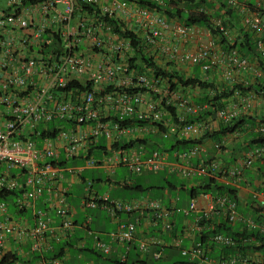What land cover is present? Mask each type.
<instances>
[{"label": "built area", "instance_id": "1", "mask_svg": "<svg viewBox=\"0 0 264 264\" xmlns=\"http://www.w3.org/2000/svg\"><path fill=\"white\" fill-rule=\"evenodd\" d=\"M229 2L235 6L239 3L238 0ZM239 9L245 13V27L264 35L263 2L254 9L246 5ZM199 11L206 10L201 6ZM111 19L135 31L140 44H147L143 47L145 53L157 59L163 68L173 66L184 74L193 75L194 67L200 66L206 81L211 80L208 73L213 69L228 82L239 81L242 73H248L264 86V65L259 61H252L237 47L220 46L210 31L200 25L171 19L163 12L133 0L0 2V194L17 191L16 208L31 209L34 217L32 224L21 219L11 212L9 202L0 197V264H35L22 257H29L36 251H48L53 247V240L59 241L73 232L72 210L67 204L66 189L61 184L66 180L67 169L54 164L53 160L59 159L62 149L67 158L78 154L100 135H105L111 144L115 139L134 133L138 128L122 124L116 119L118 113L162 120L167 134L195 139L196 143L188 151L175 152L173 162L169 161L166 152L158 150L145 158L143 150L132 147L117 150L101 162L110 169L123 164L141 172L168 166L170 171L184 175L216 173L238 186L244 168L264 153V147L257 146L240 163L227 169H222L217 160L204 162L196 168L189 166L194 157L204 152L199 140L218 129L220 124H231L239 120L243 112L253 110L256 94H245L236 89L229 104L223 108H217L206 119L187 121L189 116L204 111L208 104H198L189 95L171 90L162 75L131 69L129 59L134 53L133 39L119 35ZM215 25L225 37L231 38L229 28L221 19H217ZM257 48L264 60V40L259 36ZM168 62L174 63L169 65ZM82 85L87 87L81 89ZM135 88L138 91L131 93ZM158 94L160 96L153 99ZM164 114L169 117L164 119ZM65 118L71 120L74 127L61 129L55 136L44 135L43 144L39 146L33 137L39 125ZM243 127L246 129L248 125ZM261 129L264 130V126ZM241 134V129H237L232 136L240 137ZM226 143L224 139L216 142V146L222 150ZM87 161L90 165L97 163L94 158ZM13 170L19 171L14 174ZM68 170L75 172L74 168ZM206 197L209 200L206 209L188 229L192 235L207 231L210 220L216 215L224 216L229 222L244 221L251 228L257 226L252 219H245L238 213L237 201L227 194H208ZM83 205L86 208L103 207L112 215L150 209L166 230L173 226L170 216L174 211L159 200L111 199L94 192L91 182L86 187ZM50 210L61 217L58 224H53ZM261 229L264 231V224ZM135 230V222H123L113 236L125 243L132 240ZM10 238L16 241L13 249L8 245ZM210 240L222 246L238 244L234 236L221 232L213 233ZM155 242L164 245L162 240ZM24 245H29L30 251H26ZM175 245L181 246V241L176 239ZM95 247L105 253L111 251V245L98 238ZM141 247L146 249V243ZM182 253L199 264H264L262 253L212 257L203 239L193 242L189 248H182ZM125 257L123 255V259ZM156 257H161L160 251ZM51 261L64 264L60 258Z\"/></svg>", "mask_w": 264, "mask_h": 264}, {"label": "crops", "instance_id": "2", "mask_svg": "<svg viewBox=\"0 0 264 264\" xmlns=\"http://www.w3.org/2000/svg\"><path fill=\"white\" fill-rule=\"evenodd\" d=\"M221 1L222 0H211V4L213 7L215 6L217 10H222ZM244 2H246L250 8H253V6H257L262 3V0H245ZM236 15L237 16L235 20L240 21L242 19V15L238 13ZM229 17L231 16L228 15V18ZM231 18L234 19L233 17ZM238 26L240 25H236L235 28H237V30L234 31V37L236 39L238 38V36L243 34V32L241 33V30H238ZM206 28L210 27L207 26ZM246 30L247 29L245 28L244 31ZM248 32H251L253 37L255 36V32H253L252 30H249ZM214 78H220V74L218 77L215 76ZM239 79L240 82H243L246 85L254 83V78H252V76L248 73H242ZM216 81H219V79H217ZM252 92L256 94L255 100L253 102L254 108L251 111L248 110L243 112L241 116H243V118H248L247 116H253L257 119L256 123H259L261 122L262 117H264V90L260 89V92L250 90L246 91L245 94ZM225 101H227V104H229V99ZM249 121L250 120H246L244 122V126L245 124H247L248 128L245 129L244 127H242L241 129L244 137L240 140H233L232 142L228 140L227 146L222 150L217 148L215 143L217 141L215 139L211 137L205 139L203 141V146L205 148L204 152L199 158L194 159L195 163L200 164L202 162H205V159L207 158H216L215 160L220 161L221 163H225L228 168L234 166L237 162L240 163V161L246 156V153L248 152L247 150L252 147V145L243 146V143L246 141L247 135L251 131L258 130V125L250 124ZM63 125H66V128L70 127L69 123H63ZM223 137H225V135ZM39 141L40 142H38V144L42 145L43 141L41 139ZM109 145H111L110 142L105 139L102 140L100 146H93V148H91L92 155H94L98 159H101L106 154H112V150L109 149ZM118 146H120L119 148L132 147L133 149H136L138 151L143 150V157H146L151 153L149 145L147 143L145 144L142 141V137L138 136V133L122 137L121 140L118 141ZM62 152V158H64L65 150L62 149ZM82 153L83 152H79L78 157L70 159L75 163L73 164V166H79L83 164L85 159ZM174 153L175 152H168L169 159L172 161L175 159ZM82 166L84 167V170L80 173L77 172L76 174H71L69 172H66V180L61 182L62 186L66 189V200L67 204L72 210L71 215L74 220L75 227L73 229V232L69 234V239L65 238L61 242H54L55 249L53 248L49 251H44V256H46V258L52 257L56 254H61L60 256L64 257L65 264H83L91 262H97L100 264H118V262H122L123 254L127 253L128 264H150L149 260L152 256L154 257V252L159 249V246L148 245V248L146 250H143L141 248V240L143 239L147 244V242L149 243V238H151L152 236L163 237L166 241H171L175 236H180V238H182V246L189 247L191 243H193L195 239L193 238V235L191 233H186L185 227L191 224L190 221L197 215V213L206 208V205L208 203V199L206 197L200 195L196 197L195 200L197 209L191 212L189 215L184 214L183 212L176 213V215L173 217L175 220L173 232H164L161 229L160 225L154 226L151 217L152 214L149 211H146L143 214L141 222L137 227V232L134 240L128 243H124L118 241L113 236V232L118 229L121 221L125 222L132 220L134 216L125 212L117 215H112L107 209L103 207H84L83 200L86 194V187L88 185V182H93L92 187L94 192H96L97 194L108 195V197H110L111 199H129L145 196L142 193L135 195V192H137L135 188L137 186L145 187L151 184L157 185V183H160V177L156 176V178H151L148 177V175L146 177L144 173L148 172H144L137 176V178L131 179V177L127 175V172H125V169H127L132 174H134L135 172H132V170L128 166L123 164L117 165L113 169L107 168L106 166L102 165L95 167L88 165ZM90 171H92V173L96 175L95 178L90 179L88 177V173ZM118 171L119 174L121 171V175H123V177L116 179L114 177V174H118ZM104 172L107 174V176H105ZM13 173L15 174L17 173V171L13 170ZM142 174L144 176H142ZM203 180L200 176L190 179L188 180V183L186 185H183V187L177 193H175L174 191L163 190V199L168 205H172L175 204L176 198L179 197V200L177 201L178 206L188 207L191 201L195 198L191 195V192H189V188L192 186H198L203 182ZM238 185L242 203L245 202L248 205L250 202L249 199L253 198L251 204L249 205V214L251 216H254L256 210L255 194L256 192L264 191V156L261 158H257L251 167L244 168L243 178L240 180ZM78 186L84 187V192L81 196L76 192V188ZM115 186L121 187V189H117L114 194L113 192ZM127 190H130L131 194H128L129 192H127ZM182 190H186L190 194V198L183 203H181L182 195L180 193ZM15 200V194L9 195L7 198L11 212L20 216L21 219H26L30 224H32L34 222V217L32 214L33 211L31 209L19 210L18 207L16 208L15 206ZM39 204L43 205V202H39ZM50 214L52 216V219L54 220L53 224H58L61 221V217H59L55 213V211L50 210ZM98 237L111 245V253L102 254L100 250L95 247V242ZM8 245H11L10 249H13L16 245L15 239L10 238ZM24 247L26 251H30L29 245H24ZM97 251L100 253H98ZM178 254L184 256L179 248L167 246L164 249L163 257L160 260L166 262L170 261L169 264H176L178 260L175 259ZM184 257L186 258L185 260H189L187 256ZM22 258H28L30 259L29 261L31 263L34 262L35 264H54L50 260H46L45 263L42 262L44 260V257L39 251L31 253V256L29 257ZM138 260L140 262H138Z\"/></svg>", "mask_w": 264, "mask_h": 264}, {"label": "trees", "instance_id": "3", "mask_svg": "<svg viewBox=\"0 0 264 264\" xmlns=\"http://www.w3.org/2000/svg\"><path fill=\"white\" fill-rule=\"evenodd\" d=\"M162 3H157L155 0H137L138 4L142 6H146L150 9H157L166 16H168L171 19H175L182 22H187L191 24H199L202 26H209L211 27L212 32L214 35L218 36L221 39V45L228 49L232 45L230 44L229 40L225 38L220 30L215 27L213 20L216 18H220L223 16L221 11L214 9L212 10L213 6L211 4V0H162ZM206 3L208 9L210 11L207 12H201L198 10L199 4ZM227 14L234 19H231L232 22H230L231 28L233 31L237 30L236 25L238 26V30H241L242 35L238 36L237 39H235V42L233 43V46L237 47L240 52L246 54L251 59L258 58V52L257 48L255 47V41L254 37L252 36L251 32H248L249 30L244 31V27L238 23H235V18L237 11L235 9H230L227 11ZM111 21L115 22V30L118 32L119 35L125 36V37H131L133 39L134 43V53L129 59L130 68L135 70L138 73H150L154 76H160L164 77L168 84L171 87V90L175 91H181L184 95H189L191 99L198 103V104H208L207 108L203 111H201L200 114L197 116H189L187 118V121H196L200 119H206L209 115L213 114L214 111L217 108H223L226 104L229 98L233 97L234 91L236 89H240L243 92L246 91H258L260 92V89L264 87L262 86L261 82L254 81L252 84H244L240 81H224L220 80H203L201 77V70L200 66H196V69L194 70L193 75H187L183 72L175 69L173 66L170 67V69L163 68L161 66L160 62L155 58H153L150 54L147 55L144 51V48L147 47V44H140L141 40L138 38V35L135 31H133L130 28H127L125 24L119 23L117 20L111 19ZM234 21V22H233ZM226 23V21H225ZM123 27V28H122ZM144 47V48H143ZM174 62H168L169 65H172ZM216 70V69H215ZM219 71L212 72L214 74V77L219 76ZM176 79V80H175ZM133 90V89H132ZM134 92H137L138 89L135 88L133 90ZM156 95V97H159ZM165 102V100H163ZM171 109V113L174 114V109L169 106ZM168 118V114L166 115ZM248 118H243V116L240 117L239 120L225 125L224 123L220 124V127L216 130H213L210 133H207L203 138H201L199 141H204L206 138L211 137L215 139L217 142H221L223 136L228 132H234L237 129H242L244 126V122L246 120H250L249 123L253 125H258L259 123H256V118L253 116H247ZM263 118V117H262ZM117 120H119L124 125H154L151 119H143L139 118L136 115L126 116V115H117ZM264 121V119H262ZM59 122V121H58ZM58 122H51L48 125L40 124L39 127L36 130V134L33 135L34 139L40 142L39 140L44 135H55L56 132L59 131L61 124H58ZM159 132L155 134H166L167 128L163 126V124H160L159 126ZM40 132V134H38ZM245 133V132H244ZM153 132L148 134L145 139H143L144 143H149V140L152 139ZM176 139L174 142L168 144V145H161L157 144V147L150 148L151 151L159 150V151H166V152H174V150L177 151H183L189 149L192 145L196 143L195 139H185V138H179L174 136ZM117 142L115 143V145ZM253 144H260L264 145V131H251L246 138V141L243 143V146H251ZM184 145V149H183ZM17 172L19 170H16ZM13 173V171H12ZM159 172H151L148 173V176H152L151 178H156V174ZM154 174V175H153ZM170 173L166 172L163 174L160 183L151 184L149 186H142V187H136V191L142 194H148L151 195L154 198H160L163 197L162 191L163 190H169V191H179L183 185H186L185 182L177 183L175 180L171 179ZM203 182L200 183L198 186H192L189 188V192H191L192 196H197L202 193L210 192V191H216L219 190L224 193H228L232 195V198H236L239 201V207L241 205L240 200V194L239 189L235 187H231L229 184L220 183L214 176H203L201 177ZM163 182V183H162ZM218 192V191H217ZM15 193L12 192L10 194H0V197L7 200L9 195H14ZM255 201V200H254ZM255 214L254 216H251L256 222L257 227L254 229H249L246 226H244L243 223H239L237 226L232 225L231 223L225 221L222 219V222L219 226L213 227L210 231H206L203 233V240L206 244H210V247L212 249L211 256L212 257H220L225 256L229 257L234 254H241L245 255L249 252H264V233L262 232V223H264V205L258 206V208H255ZM240 211V210H239ZM240 213L244 214L242 211ZM223 217V216H222ZM209 230V229H208ZM224 232L227 234H230L238 239V244L233 246H222L219 244H215L214 242L209 241V234L212 235L213 232ZM242 238V239H240ZM69 239V238H68ZM246 239V241H244ZM98 252V251H97ZM100 253V252H98ZM138 262H140L138 260ZM198 264L197 262H192L190 260H178L176 264ZM118 264H128V262L125 263H119Z\"/></svg>", "mask_w": 264, "mask_h": 264}, {"label": "clouds", "instance_id": "4", "mask_svg": "<svg viewBox=\"0 0 264 264\" xmlns=\"http://www.w3.org/2000/svg\"><path fill=\"white\" fill-rule=\"evenodd\" d=\"M136 1V0H135ZM245 0H238V5L237 6H235V5H232L230 2H229V0H222L221 1V6H222V10H219V11H221V13L223 14V16L222 17H220V18H216V19H214L213 20V23H214V25H215V21L217 20V19H221L222 21H223V24H224V26L225 27H227V28H231V26H230V22H232L231 21V19H230V17L228 18V14H227V11L229 10V8L230 9H235L236 11H237V13L238 14H241L242 15V19L239 21V20H235L236 22H238V23H242L241 25L244 27V28H246L245 27V25H244V23H243V18H244V15H245V13L244 12H242V11H240V9H239V6H241V5H246V6H248V4L246 3V2H244ZM137 2V1H136ZM262 2H264V0H262ZM201 6H204V9L206 10V11H201V12H209L210 11V9H208V7H207V5H206V3H201V5L199 4V6H198V10H199V8L201 7ZM258 6V5H257ZM257 6H253V8H251V9H254L255 7H257ZM263 7H264V5H263ZM214 9H216L215 8V6L212 8V10H214ZM225 21H226V23H225ZM238 23H236V24H238ZM197 25H199V24H197ZM200 26H202V25H200ZM202 27H204V28H206L207 26H202ZM215 27H216V25H215ZM218 28V27H217ZM207 29V31L209 32L210 31V33H211V35L214 37V39H216L217 40V42H218V44L220 45V46H222L221 45V39L218 37V36H216V35H214V33L212 32V30H211V27L210 28H206ZM219 29V28H218ZM247 29V28H246ZM220 30V29H219ZM230 30V29H229ZM247 30H249V29H247ZM221 32V31H220ZM254 32V31H253ZM222 34V33H221ZM230 34H231V38H228V37H225L223 34V36L225 37V38H227L228 40H229V42H230V44L232 45L231 47H229L228 49H231V48H234L235 46H233V43L235 42V37H234V35H235V32L231 29L230 30ZM258 36H259V38H262L263 40H264V35L263 34H260V35H256V33H255V36H254V41H255V47L257 48V41H258ZM223 47V46H222ZM239 50V49H238ZM240 51V50H239ZM257 52H258V58H256V59H251L249 56V58L252 60V61H259V63L261 64V65H264V60H263V58H262V56H261V54H260V52H259V50H258V48H257ZM242 53V52H241ZM244 54V53H243ZM246 55V54H245ZM212 72H217V70H212L211 72H209L208 74H210L211 75V80H217V79H221V80H224L223 78H222V75H221V73H219L220 74V78H214V74H212ZM202 76H204V74H202V72H201V77ZM224 81H227V80H224ZM254 81H258V82H261L260 80H258V79H254ZM262 84V83H261ZM262 86H263V84H262ZM87 86H85V85H82L81 86V89H85ZM264 87V86H263ZM261 89H263V88H261ZM264 90V89H263ZM122 91V90H121ZM132 92L131 93H133L134 91L133 90H131ZM155 96V98H153V99H157L156 98V95H154ZM120 113H118L117 115H119ZM166 115L167 114H164V119H166L167 117H166ZM168 116H169V114H168ZM116 118H117V116H116ZM143 119H151L152 120V122H157V123H154V125H139V124H136V125H128V126H131V127H136V128H138L134 133H132L131 135H134L135 133H138V136H140V137H142V141H143V139H145V137L147 136V134H150V133H160L159 132V126H160V124H163V126H165V124L163 123V121L162 120H159V119H157V120H155V119H153V117H151V118H143ZM262 119H264V117L262 118ZM59 121V122H58ZM54 122H58V124H61V126H60V129H59V131L61 130V129H66V130H69L70 128H72V127H74L73 125V123L71 122V120H68L67 118H65V119H58V120H56V121H54ZM63 123H69V125H70V127L69 128H66L67 126L66 125H63ZM50 124V123H49ZM264 126V121L263 120H261V122H259V124H258V126H257V128H258V130L259 131H264V130H262L261 128ZM146 129H145V128ZM166 127V126H165ZM139 128L140 129H142V128H144L143 130H139ZM58 131V132H59ZM242 131V130H241ZM58 132H56V134L58 133ZM232 133L233 132H228V133H226L225 134V137H223L222 138V140H221V142L224 140V139H226L227 141L229 140L230 142H232L233 140H240V139H242L243 137H244V134H243V132H242V134L240 135V137H234V136H232ZM55 134V135H56ZM167 134V133H166ZM55 135H53V136H55ZM174 136V135H173ZM107 140L108 141V139L105 137V135H100V136H98V138L96 139V141H94L87 149L85 148V147H83L82 149H80L79 150V152H83L82 154H83V157H84V159H85V162L87 163V165L88 166H92V167H95V166H105V164L104 163H101L102 161H103V159H105L107 156H110L111 154H106L103 158H101V159H98V158H96L94 155H92V153H91V148H93V146H100L101 145V143H102V140ZM207 139V138H206ZM41 140L43 141V139H42V137H41ZM121 140V138H118V139H115L112 143H111V145H109V149L110 150H112V153L113 152H115V151H117V150H125L126 148H129V147H122V148H119L120 146H118V141H120ZM86 141H87V139H86ZM109 142V141H108ZM117 142V144L115 145V143ZM202 143H203V141H202ZM216 143V142H215ZM87 144V143H86ZM146 144V143H145ZM39 146H41V145H39ZM86 146V145H85ZM193 146V145H192ZM191 146V147H192ZM227 146V143H226V145H224L223 146V148H225ZM257 146H260V147H264V145H260V144H253L252 145V147L249 149V150H247L248 152L249 151H251L253 148H255V147H257ZM222 148V149H223ZM190 149V148H189ZM159 151V150H158ZM185 151H188V149L187 150H184V151H174V152H185ZM78 152V153H79ZM151 152H153V151H151ZM162 152H166V151H162ZM247 152V153H248ZM144 153V152H143ZM167 154H168V152H166ZM246 153V154H247ZM62 154H63V152H62V150H61V154H60V157H59V159L58 160H53V162H54V164H56V165H58V166H61L62 168H65V169H67L66 171H65V173L66 172H69V170H68V168H74L75 169V172L74 173H71V172H69V173H71V174H76L77 172H81V171H83L84 170V167L82 166V165H79V166H73V165H68L67 164V162L70 160V159H73V158H75V157H78L79 156V154H76V155H73L72 157H70V158H67L66 157V154H65V152H64V158H62ZM151 154V153H150ZM149 154V155H150ZM148 155V156H149ZM201 156V155H200ZM200 156H196V157H194L192 160H191V162L189 163V166H193L194 168H196V167H199V165L200 164H203L204 162H202V163H200V164H197V163H195V158H199ZM264 156V153L261 155V156H259V157H257V158H261V157H263ZM147 157V156H146ZM88 158H94V159H96V162L98 163V162H100L101 164H97V163H95L94 165H90L89 163H88V161H87V159ZM145 158V157H144ZM256 158V159H257ZM168 159H169V154H168ZM176 159V158H175ZM174 159V160H175ZM216 159V158H215ZM214 158H212V159H209V158H207V159H205V163H208V161H213V160H215ZM255 159V160H256ZM173 160V161H174ZM254 160V161H255ZM169 161L170 162H173L172 160H170L169 159ZM220 162V161H219ZM254 163V162H253ZM253 163L251 164V166L253 165ZM220 164H222V166H221V168L222 169H227L228 167H227V165H225V163H221L220 162ZM87 165H85V166H87ZM118 165H120V164H118ZM117 166V165H116ZM127 166V165H126ZM251 166H249V167H251ZM129 167V166H128ZM130 168V167H129ZM246 168H248V167H246ZM131 169V168H130ZM132 170V169H131ZM161 170H164V171H166V172H168V173H170V174H177V175H180L181 177H187L188 178V180H190V179H193V178H195V177H197V176H200V177H203V176H214V177H216V179L218 180V182H220V183H225V184H229L231 187H235V188H238L239 187V185L237 186V185H233V184H230V183H228L224 178H222V177H220L218 174H214V173H206V174H199L198 172H195L194 174H190V175H184V174H182V173H180V172H173V171H170V169H169V167L168 166H164V167H162L161 169H159V170H149V169H144L143 171H141V172H135V171H133L132 170V172H135V173H144V172H148V173H151V172H160ZM91 183H92V186H93V182L92 181H90ZM90 182H88V184L90 183ZM240 182V181H239ZM239 189V188H238ZM218 191V192H217ZM14 193H15V195H16V193H17V191H14ZM208 194H213V195H215V194H227L228 196H230L231 198H232V195L231 194H228V193H224V192H221V191H219V190H216V191H210V192H206V193H202V194H199L200 196H204V197H206V195H208ZM240 194V193H239ZM143 195H145V196H140V197H136V198H129V199H121V198H114V199H121V200H125V201H128V200H136V199H139V200H141V199H144V198H151V199H155V200H159L161 203H163V205H165L166 206V208H169V209H171V210H173L174 211V213L170 216V220H171V223L173 224V226H172V228L171 229H165L164 228V226H163V222H161V221H158V220H156L155 218H154V216H153V211L152 210H150V209H143V210H134V211H132V212H125V213H128V214H131V215H133L134 216V218L132 219V220H129V221H125V222H130V221H133V222H135L136 223V230H135V235H134V237L132 238V240L131 241H133L134 240V238H135V236H136V232H137V227H138V225L140 224V222H141V218L143 217V214L146 212V211H149L152 215H151V217H152V221H153V225L154 226H158V225H160L161 226V229L164 231V232H173V229H174V225H175V220H174V216L176 215V213H179V212H183L184 214H187V215H189L191 212H193L194 210H196L197 209V206H196V197L198 196H195V198L191 201V203H190V205L188 206V207H180V206H178V204H177V201L179 200V197H177L176 198V202H175V204H172V205H168L166 202H165V200L163 199L164 198V195H162L163 197H160V198H154V197H152L151 195H148V194H143ZM262 197H264V191H259V192H256V194H255V207L256 208H258V206L260 205V206H263L264 205V203L262 202ZM207 198V197H206ZM208 199V198H207ZM232 199H234V200H236L237 201V210H238V213L243 217V218H245V219H252L256 224H257V222L251 217V216H247V215H243L242 213H240V211H239V201L236 199V198H232ZM240 200H241V196H240ZM209 201V200H208ZM193 202H195V207H193L192 208V203ZM207 206V205H206ZM206 209V208H205ZM205 209H203L202 211H200L199 213H197V215L190 221L191 222V224L193 223V221L199 216V215H201L203 212H204V210ZM121 213H123V212H121ZM120 214V213H119ZM222 219H224L225 221H227V222H229L227 219H225V217L223 216H221V215H216V216H214L211 220H210V223H211V225L208 227V229L209 230H207V232L208 231H210L213 227H216V226H219L220 224H221V222H222ZM124 221H121L120 222V224L121 223H123ZM229 223H231L232 225H235V226H237L239 223H243L244 224V226H246L247 228H249V229H254V228H251V227H249L244 221H237V222H229ZM191 224H189L187 227H185V231H186V233H190L189 231H188V229L190 228V225ZM264 223H262V225H263ZM74 225H75V223H74ZM120 226V225H119ZM257 227V226H256ZM255 227V228H256ZM206 232V231H205ZM205 232H203V233H205ZM206 232V233H207ZM217 232V231H216ZM263 233H264V231H262ZM203 233H196V234H194L193 235V238L195 239L193 242H195V241H199V240H201V239H203L202 238V236H203ZM213 233H215V232H213ZM221 233H224V232H221ZM225 234H227V233H225ZM69 236V235H68ZM68 236H66V237H64L63 239H65V238H68ZM211 235L209 234V237H210ZM99 238V237H98ZM63 239H61V240H59V241H57V240H53L52 241V248L51 249H53L54 248V242H61ZM100 239V238H99ZM176 239H179L180 241H181V246H177V245H175V240ZM237 239V238H236ZM155 240H162L163 241V243H164V245H161V244H159V243H157V242H155ZM238 240V239H237ZM103 241V240H102ZM131 241H127V242H125V243H128V242H131ZM209 241H210V238H209ZM105 242V241H104ZM141 242L142 243H145L144 242V239L143 240H141ZM211 242H213V241H211ZM107 243V242H106ZM215 243V242H214ZM109 244V243H108ZM192 244V243H191ZM216 244V243H215ZM110 245V244H109ZM148 245H156V246H159V249H157L155 252H154V257L156 258V259H158V260H160L162 257H163V255H164V249L167 247V246H172V247H177V248H179L180 250H181V252H182V248H189V247H184V246H182V238H180V236H175L171 241H166L163 237H158V236H152L151 238H149V243L147 242V244H146V249L148 248ZM207 245V247L208 248H210V255H211V253H212V249H211V247H210V244H206ZM142 248V247H141ZM51 249H49V250H51ZM55 249V248H54ZM143 249V248H142ZM146 249H143V250H146ZM48 250V251H49ZM111 251H112V247H111ZM111 251L109 252V253H111ZM161 252V257H156V253L157 252ZM53 252V251H52ZM102 254H109V253H105V252H103V251H100ZM54 253V252H53ZM252 254V253H262V254H264V252H249V253H247V254ZM41 254L43 255V257H44V260H52V259H54V258H60V259H62L63 261H64V264H65V260H64V257L63 256H60V255H58V254H56V255H54V256H52V257H49V258H46V256H44V252H41ZM183 254V253H182ZM123 255H126V257H125V259H123V257H122V262L121 263H125V262H127V253H124ZM184 255V254H183ZM184 256H187V255H184ZM188 257V256H187ZM189 258V257H188ZM216 258V257H215ZM43 260V261H44ZM190 260V259H189ZM190 261H192V260H190ZM52 262V261H51ZM192 262H195V261H192ZM53 263V262H52ZM91 263H93V262H91ZM94 263H96V264H100V263H97V262H94ZM198 263V262H197ZM83 264H86V263H83ZM199 264V263H198Z\"/></svg>", "mask_w": 264, "mask_h": 264}, {"label": "rangeland", "instance_id": "5", "mask_svg": "<svg viewBox=\"0 0 264 264\" xmlns=\"http://www.w3.org/2000/svg\"><path fill=\"white\" fill-rule=\"evenodd\" d=\"M1 3H5L6 2V0H1L0 1ZM194 69H196V67H194ZM152 136V139H154V140H149V143H148V145H149V148H153V147H157V144L156 143H158V144H161V145H163V144H165V145H168V144H170V143H172V142H174L175 141V137L171 134V133H169V134H151ZM68 164L69 165H73V164H75L74 162H73V160H70L69 162H68ZM82 165H87V163L84 161L83 162V164ZM128 168V167H127ZM125 169V168H124ZM125 172H127V175L129 176V177H131V179H134V178H137V176H139L141 173H134V174H132V173H130L127 169H125ZM166 173V171H164V170H161L159 173H157L156 175L158 176V177H160V178H162V176H163V174H165ZM104 174H105V176H107V174L104 172ZM145 174V176L147 177V175H148V173H144ZM113 175V174H112ZM154 175V174H153ZM125 176V175H124ZM142 176H144L143 174H142ZM88 177L90 178V179H93V178H95L96 177V175L94 174V173H92V171H90L89 173H88ZM114 177L116 178V179H118V178H122L123 177V175H121V171H120V174H119V171H118V174H114ZM148 177H152V176H148ZM170 177H171V179H173V180H175L177 183H182V182H185L186 184L188 183V178L187 177H181L180 175H177V174H171L170 175ZM117 189H121V187H118V186H115V188H114V194H115V192L117 191ZM76 192L81 196L82 194H83V192H84V187L82 186H78L77 188H76ZM127 192H129L128 194H131V191L130 190H127ZM175 193H177L178 191H174ZM181 195H182V201H181V203H183L184 201H187L190 197V194L186 191V190H182L181 192ZM139 194V192L137 193V192H135V195H138ZM126 195V194H125ZM252 200H253V198H250L249 199V204L247 205L245 202H241V205H240V207H239V210L240 211H242L243 213H246V215H248L249 214V205L251 204V202H252ZM184 205H186V204H184ZM186 258L184 257V256H182L181 254H178L177 255V257H176V259L175 260H180V261H182V260H185ZM149 263L150 264H169L170 263V261H168V262H166V261H163V260H157L156 258H154L153 256L150 258V260H149Z\"/></svg>", "mask_w": 264, "mask_h": 264}]
</instances>
